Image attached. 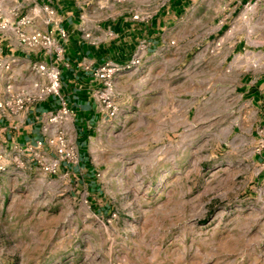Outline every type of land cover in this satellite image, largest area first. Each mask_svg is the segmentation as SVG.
Instances as JSON below:
<instances>
[{
	"label": "rangeland",
	"instance_id": "obj_1",
	"mask_svg": "<svg viewBox=\"0 0 264 264\" xmlns=\"http://www.w3.org/2000/svg\"><path fill=\"white\" fill-rule=\"evenodd\" d=\"M179 1V22L159 31L167 42L143 48L140 66L110 87L98 84L104 118L79 126L82 137L76 117L63 123L77 165L42 170L39 160L57 159L48 141L59 124L47 121L40 147L0 141V264H264V101L252 104L240 88L244 78L264 81V7L217 0L208 26L207 0ZM0 2L5 32L15 31L26 8ZM83 2L147 19L174 0ZM242 38L259 50H235ZM24 48L5 69L9 99L0 104L10 107L0 110L12 116L66 98L62 82L48 93L39 68L52 66L26 58L46 48ZM220 63L225 83L211 69Z\"/></svg>",
	"mask_w": 264,
	"mask_h": 264
},
{
	"label": "crops",
	"instance_id": "obj_2",
	"mask_svg": "<svg viewBox=\"0 0 264 264\" xmlns=\"http://www.w3.org/2000/svg\"><path fill=\"white\" fill-rule=\"evenodd\" d=\"M259 1L264 7V0ZM15 2L23 4V8H26L21 11V7H18L17 17L25 14L30 21L24 27V32L31 35L49 34L56 44L63 48L60 62H57L56 56L46 49L29 51L26 54L27 60L36 64L45 63L59 69L62 86L66 88V93L68 91L67 94L65 93L66 98L61 97L60 103L49 98L17 116L0 110V141L7 146L13 145L19 148L35 145L40 147L46 143L44 126L49 116L62 108L63 102L73 111L74 119L76 117V130L80 137L83 135L81 133L83 130H80L79 126H89L90 122L103 119L100 106L93 96L98 87L93 72L107 61L121 65L127 63L140 52L141 47L148 52L155 45L163 46L167 41L164 33L159 31L171 22L175 24L179 22L178 11L185 3L174 0L170 7L158 11L150 18L136 19L127 12L92 11L89 7L85 8L83 0H15ZM219 2L221 3V0ZM230 2H235L233 8L236 10L249 0H230ZM216 3L217 0H207L208 26L212 24L210 13L216 7ZM224 3V7L227 8L228 0H224ZM221 5L222 3L220 8ZM14 23L17 24V20ZM193 28L194 25L191 26V29ZM19 29L20 25L17 24L15 31H6L0 36V101L9 99L5 87L8 80L6 67L20 62L21 55H25L24 44L18 35ZM244 29L242 26L241 30L237 31V35L240 36V32ZM242 44L248 45L252 53L260 47L255 42L251 40L248 42L242 38L237 41L235 50ZM211 66L213 75L218 71L221 82L225 83L227 72L223 64ZM244 79L240 86L244 88L242 97L252 104L262 103L264 81L247 82V79Z\"/></svg>",
	"mask_w": 264,
	"mask_h": 264
},
{
	"label": "built area",
	"instance_id": "obj_3",
	"mask_svg": "<svg viewBox=\"0 0 264 264\" xmlns=\"http://www.w3.org/2000/svg\"><path fill=\"white\" fill-rule=\"evenodd\" d=\"M0 9H1V2H0ZM2 11L0 10V17H1ZM30 23L28 18H24L22 22L19 24L20 26H27ZM7 22H4L1 20L0 22V36L7 30ZM18 35L21 39V42L27 46H29L32 49H36L39 47H44L48 51H50V54L56 56V61L60 62L63 57V48L56 44L55 40L49 35V34H32L30 36L24 35L21 31V29L18 30ZM65 36V35H64ZM144 47H141V50L139 53H137L130 61L124 64H117L112 61H107L104 64H102L100 67H98L94 72V79L103 87H110L113 83L115 77L123 72L132 70L138 66H140L142 62V51ZM39 72L46 74L51 82V87L48 89L49 92L58 93V91L61 89V74L59 69L56 67H52V69H47L46 67L42 66L39 68ZM45 93V91L43 92ZM47 93V92H46ZM103 103H106V99H103ZM21 104V107L23 106V100H19L18 102ZM10 107L9 103H6L5 106L3 104H0V108H8ZM67 120H74V113L71 111L67 104L63 102L62 108L60 111L55 115L51 114L50 118L48 120L47 125L52 124H59L61 128H59L53 136L49 138L48 145L49 147L54 151V153L57 156V159L52 160L51 162L44 163L43 160H39V163L42 165V170L48 174V175H58L60 172V165L61 162L71 160V162L74 165L78 164V160L75 154L74 149L69 148V138H68V132L65 128H62L63 123ZM49 127H44V132H48ZM32 150V149H28ZM70 162V163H71Z\"/></svg>",
	"mask_w": 264,
	"mask_h": 264
}]
</instances>
